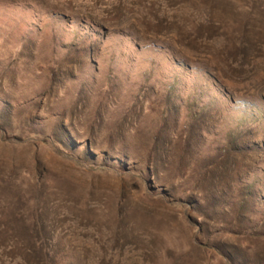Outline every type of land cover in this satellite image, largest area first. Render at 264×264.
Listing matches in <instances>:
<instances>
[{
    "label": "rangeland",
    "instance_id": "obj_1",
    "mask_svg": "<svg viewBox=\"0 0 264 264\" xmlns=\"http://www.w3.org/2000/svg\"><path fill=\"white\" fill-rule=\"evenodd\" d=\"M0 264H264V0H0Z\"/></svg>",
    "mask_w": 264,
    "mask_h": 264
}]
</instances>
